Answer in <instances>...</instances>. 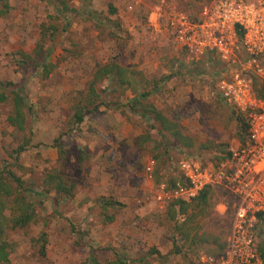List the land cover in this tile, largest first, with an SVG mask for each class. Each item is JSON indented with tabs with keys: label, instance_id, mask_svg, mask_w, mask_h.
<instances>
[{
	"label": "rangeland",
	"instance_id": "1",
	"mask_svg": "<svg viewBox=\"0 0 264 264\" xmlns=\"http://www.w3.org/2000/svg\"><path fill=\"white\" fill-rule=\"evenodd\" d=\"M212 1L7 0L0 181L12 193L0 190V212L9 264H201L219 255L233 218L229 190L210 186L206 206L190 203L185 214L168 206L191 199H157L181 181V161L205 167L241 141L238 117L248 121L249 110L222 96L223 83L244 102L262 99L264 53L248 66L239 36L223 60L171 35L170 17L201 22ZM12 89L26 100L22 128L8 118ZM60 181L70 194L56 192ZM19 190L33 218L13 227Z\"/></svg>",
	"mask_w": 264,
	"mask_h": 264
},
{
	"label": "built area",
	"instance_id": "2",
	"mask_svg": "<svg viewBox=\"0 0 264 264\" xmlns=\"http://www.w3.org/2000/svg\"><path fill=\"white\" fill-rule=\"evenodd\" d=\"M203 16L201 22H194L183 14L173 15L171 35L189 48L215 49L223 60H228L239 36L246 54L244 64L258 65L264 53V0H213ZM221 94L229 103L249 110L244 141L231 143L219 161L205 167L197 161H181V181L171 193L163 189L157 199L162 203L171 198L190 200L210 186L229 190L234 204L225 247L219 255L202 256L201 264H264L260 245L264 230V99L244 102L240 91L227 83L221 86Z\"/></svg>",
	"mask_w": 264,
	"mask_h": 264
},
{
	"label": "trees",
	"instance_id": "3",
	"mask_svg": "<svg viewBox=\"0 0 264 264\" xmlns=\"http://www.w3.org/2000/svg\"><path fill=\"white\" fill-rule=\"evenodd\" d=\"M7 10H8L7 0H0V17L3 14H5ZM112 11L115 12V9H113ZM2 86H3V83L0 82V101L1 102L5 101L7 98L4 91L1 89ZM11 92L13 94V105H14L15 115L13 117L10 116L8 118L10 121H15L18 124V126L22 128L23 127L22 121H24L23 110L25 107L26 100H24V97L20 93H17L14 89H12ZM143 96L144 94H140L139 96L132 98L131 102H133V104H136L138 103L140 99L139 97H143ZM258 97L264 99V84L259 89ZM74 118L76 122H81L83 120V114L76 113ZM157 118L162 119L161 115H158ZM238 120H239L240 138H241V141H244L246 132H247L248 122L244 121L242 117H238ZM13 179L17 183V188H21L22 187L21 180L14 176H13ZM56 188H57L56 192L59 194L60 192L65 193V194H70V188L66 187L65 184H63V182L61 181L56 184ZM0 190L5 191L7 194L12 193L10 190V186L3 181H0ZM210 191H211V187H205L198 193L196 197L192 198L190 201L187 202V201L178 200L172 203L171 206L169 205L168 207L171 210L174 208L175 205H177L178 213H181V214H185L186 210L190 206L189 205L190 203L195 204L196 208L203 209L208 203ZM31 192L32 194H35L33 190ZM14 201L19 204L20 213L17 214L15 217H12L11 225L13 227H23L26 224H28L33 218V213H32L33 211L31 209L32 205H30V203L26 201L24 194L20 190L18 191V194L14 195ZM169 209H167V212H170ZM4 220H5V217L0 212V264H9L10 243L4 238V235H5ZM225 244H223V246L221 247L220 253L223 251ZM263 247H264V244H263ZM91 260L93 262L95 261L93 258ZM117 264H122L121 260H117Z\"/></svg>",
	"mask_w": 264,
	"mask_h": 264
}]
</instances>
